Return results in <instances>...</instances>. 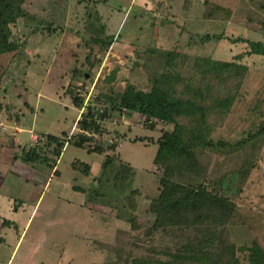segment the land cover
<instances>
[{
	"label": "rangeland",
	"instance_id": "1",
	"mask_svg": "<svg viewBox=\"0 0 264 264\" xmlns=\"http://www.w3.org/2000/svg\"><path fill=\"white\" fill-rule=\"evenodd\" d=\"M48 1L30 0L28 8L47 18ZM261 1L110 0L98 4L100 19L85 25L84 4L68 0L64 12L57 11L63 32L33 34L24 20L13 26L16 38L27 40L25 52L34 62L28 64V74L0 77V93L3 87L8 89L0 106V264H118L132 252H159L210 235L219 239L223 228L152 227L146 209L150 197L159 194L157 181L163 174L155 164L158 139L161 129L172 130V125L150 128L135 113H114L102 122L103 132L96 138L106 147L116 142L118 148L102 154L73 144L71 137L80 133L77 121L87 106L102 109L100 95L121 91L127 83L150 90L151 76L163 70L164 59L149 47L228 61L244 55L238 61L249 72L225 125L213 137L236 141L243 131L257 128L262 120L259 112L264 113V55H247L249 44L235 40L264 43ZM101 25L105 31L100 35L117 38L106 50L100 44H84ZM207 34L216 38L200 42ZM114 72L115 79L109 80ZM71 89L84 98L82 109L74 105ZM64 132L70 137L62 155L22 160L24 150L29 152L38 143L44 145L49 135L62 137ZM142 136L154 141L133 140ZM255 144L230 156L212 152L208 187L238 204V213L226 229L236 246L255 240L264 247V137ZM106 155H120L136 170L135 178L123 186L115 184L113 176L121 164L116 161L104 170ZM75 162L90 164V174L77 170ZM178 177L182 182L194 181L189 174ZM137 188L141 194L129 200V193ZM111 201L119 207L134 204L140 220L128 223V211L113 209ZM118 236L125 240L123 251L101 245H119Z\"/></svg>",
	"mask_w": 264,
	"mask_h": 264
},
{
	"label": "trees",
	"instance_id": "2",
	"mask_svg": "<svg viewBox=\"0 0 264 264\" xmlns=\"http://www.w3.org/2000/svg\"><path fill=\"white\" fill-rule=\"evenodd\" d=\"M29 1L0 0V77L4 73L12 77L15 74H28V64L32 62L25 52L27 40L16 38L13 26L17 27L20 21L24 20L26 25L32 27L33 34L48 32L52 36L63 32L65 28L59 23L61 15L58 16L57 11L66 9L64 6L68 0H49L46 5L47 18L43 13L31 11L28 8ZM108 1L110 0H77V3L84 4L87 12L85 25L87 22L92 25L93 20L100 19V16H97L98 4H106ZM260 7L264 10V0L261 1ZM222 10L225 11V8ZM104 31L105 25H101L100 31L90 39L84 40V44H100L102 49H108L117 38L115 35L103 37L98 33ZM212 38L216 37L207 34L200 42L206 43ZM221 38L222 36L218 39ZM235 41L249 44L247 55H264L262 41L242 38ZM159 48H148L153 54H159L164 59L163 70L156 71L151 76L150 90L127 83L121 91L100 95L102 109L93 104L87 106V111L82 113L77 121L80 133L72 135L71 141L77 146L87 147L90 152L102 154L108 150L116 151V142L106 147L105 144L98 143L96 138V135L103 132L102 122L114 113H135L144 121L145 126L150 128H156L159 124L172 125V130L161 129L162 135L158 139L159 149L155 164L163 170V174L157 181L159 194L150 197L146 209L153 218L152 227L164 230L194 227L210 230L212 227L223 228V233L219 239L210 235L196 242H185L159 252L158 249L146 250L145 254L132 252L118 264H264L263 246L255 240L236 246L226 230L238 213L236 201L231 196L208 187L210 168L214 160L212 152L230 156L240 148H249L253 143L256 145L257 139L264 137V113L261 112L259 114L262 120L258 127L243 131L242 137L236 141L225 138L215 140L213 137L214 131L225 125L249 72V67L238 61L244 55H239L238 60L228 61L205 55L192 57L178 49ZM190 61H193L192 65L187 67ZM185 67L188 68L187 71ZM76 74L79 73L74 72V75ZM115 74L114 72L109 80H114ZM82 76L86 77L85 73H82ZM1 91L8 93V89L5 90L4 87ZM68 92L72 93L74 105L82 109L84 98L78 91ZM2 93L0 106H3L5 98ZM69 137L67 132H64L62 137L49 135L44 145L38 143L29 152L24 150L22 160L37 162L47 160L52 154L60 156L68 143L65 139ZM133 140L147 144L154 141L144 136ZM116 161L120 162L121 168L115 173L113 180H108L123 186L135 178L136 170L122 161L120 155H106L102 168L108 170ZM74 167L85 174H90L92 170L90 164L83 162H75ZM55 173H58V170ZM187 174L191 175L194 181L179 180L178 176ZM101 179L99 183H102ZM139 194L141 191L134 189L128 198L130 200L133 195ZM110 204L118 211H128L125 216L128 223L135 224L140 220L138 213H135L137 208L134 204H131L130 208L125 207L126 204L122 207L116 205V202ZM120 234L125 237L127 235L125 232ZM118 241L120 244L117 246L101 245L109 251H123L125 240L118 236Z\"/></svg>",
	"mask_w": 264,
	"mask_h": 264
},
{
	"label": "crops",
	"instance_id": "3",
	"mask_svg": "<svg viewBox=\"0 0 264 264\" xmlns=\"http://www.w3.org/2000/svg\"><path fill=\"white\" fill-rule=\"evenodd\" d=\"M1 145H4V143H1ZM58 170V169H57ZM55 171V170H54Z\"/></svg>",
	"mask_w": 264,
	"mask_h": 264
}]
</instances>
